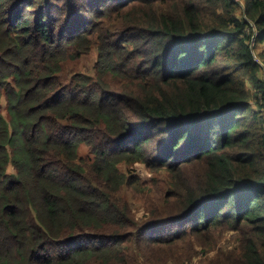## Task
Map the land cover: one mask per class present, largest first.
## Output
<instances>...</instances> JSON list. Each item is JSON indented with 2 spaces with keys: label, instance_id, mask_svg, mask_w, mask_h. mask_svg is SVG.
Instances as JSON below:
<instances>
[{
  "label": "trees",
  "instance_id": "1",
  "mask_svg": "<svg viewBox=\"0 0 264 264\" xmlns=\"http://www.w3.org/2000/svg\"><path fill=\"white\" fill-rule=\"evenodd\" d=\"M73 1L0 0V264H264V0Z\"/></svg>",
  "mask_w": 264,
  "mask_h": 264
},
{
  "label": "rangeland",
  "instance_id": "2",
  "mask_svg": "<svg viewBox=\"0 0 264 264\" xmlns=\"http://www.w3.org/2000/svg\"><path fill=\"white\" fill-rule=\"evenodd\" d=\"M67 0H59L58 4H61ZM76 0L71 2L72 7L76 5ZM239 8L237 9L235 15L238 18L246 19L250 23L251 20L248 18L249 16L245 14V0H238ZM253 32L252 36L253 38V45L254 50L256 52H259L262 48H264V40L257 39L258 30L255 27H252ZM249 31V30H248ZM95 50H92L90 54L83 56L79 59L72 60L66 63L65 65V71L62 74V78L66 81L70 79V77L75 73H93V65L95 61ZM259 78L263 80L264 82V70L258 74ZM234 78H243L246 79L243 74H234ZM5 101L4 98H2V106L4 107ZM262 117L264 119V109L262 110ZM264 133V123L262 125V129L260 130V133ZM148 151L152 152L154 151V146L148 147ZM78 153L81 156L88 155L89 153V147L85 143H80L78 146ZM119 169L123 171L126 176L129 178H136L140 182L146 181L148 179H165L166 173L165 172H154V169L146 167L142 162H134L130 164H120ZM11 167H8V171H11ZM141 183V182H140ZM138 184L130 186L125 191L126 198L132 203V207L134 206L136 211L137 217L143 216L142 211V205L143 201L140 199V188ZM163 187V185H162ZM144 220V219H141ZM140 220V221H141ZM241 243L239 242V233L235 232L233 230H227L218 228L214 233L212 238L207 240V244L205 246H198L194 245L192 248H189V246L185 245L183 251L186 252L189 250V253L187 254V257L183 261V263L180 264H205V259H207V262L212 259V257H221L220 259H225V257H229L233 251L238 250ZM249 245V242H246V246ZM235 254V253H234ZM237 254V253H236ZM168 257V256H167ZM166 257V260L161 264H171L170 260Z\"/></svg>",
  "mask_w": 264,
  "mask_h": 264
}]
</instances>
